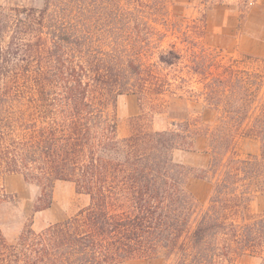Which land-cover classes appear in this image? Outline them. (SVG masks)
<instances>
[{"label":"trees","instance_id":"obj_1","mask_svg":"<svg viewBox=\"0 0 264 264\" xmlns=\"http://www.w3.org/2000/svg\"><path fill=\"white\" fill-rule=\"evenodd\" d=\"M132 1L0 7V205L13 199L8 175L39 190L16 241L0 229V264H218L248 254L264 261V215L248 213L264 197V57L215 64L214 74L203 50L158 51L163 34L140 9L145 1L149 13L164 15L163 0ZM148 51H158L151 65L142 60ZM188 51L186 72L202 85L197 100L216 113L204 134L205 168L175 158L204 132L190 121L117 136V99L162 95L170 83L159 67L182 63ZM238 136L258 141L259 153L235 156ZM190 179L211 185L204 210ZM56 182L72 183L89 204L36 232L33 216L50 208Z\"/></svg>","mask_w":264,"mask_h":264},{"label":"rangeland","instance_id":"obj_2","mask_svg":"<svg viewBox=\"0 0 264 264\" xmlns=\"http://www.w3.org/2000/svg\"><path fill=\"white\" fill-rule=\"evenodd\" d=\"M129 8L132 0H120ZM45 0H0L4 9L27 7L41 9ZM142 3L140 15L163 34L160 49H170L174 45L183 51L205 52L208 64H212L213 73L219 72L213 66L242 67L243 57L259 58L264 50V0H163V14L149 13V5ZM146 13V14H145ZM156 14H159L156 17ZM152 18V19H151ZM159 18L160 23H153ZM148 51L143 62L151 65L156 61L157 53ZM182 63L171 67H159L162 77L170 84L162 95L144 97L139 100L135 94L120 96L116 102L118 119L117 136H128L133 126L141 125L147 130L163 131L172 124L190 121V128L204 131L195 137L191 151L176 152L177 161L195 168H205L208 163V141L204 135L211 130L216 121V113L205 108L197 100V91L202 85L197 78H190L186 72L189 65V51L184 53ZM184 77L186 83L178 78ZM193 90V91H191ZM192 92V93H191ZM235 156L243 158L259 153V142L255 139L238 136L234 146ZM3 186L12 201L0 205V229L9 243L16 241L21 229L27 224L34 201L39 190L27 185L20 175L12 174L3 179ZM188 189L194 197L198 210L208 205L211 185L202 180L190 179ZM89 204V198L77 194L69 182H56L53 188V202L50 208L33 216L32 228L38 232L48 225L61 222L74 216ZM248 213L252 216L264 215V197L257 196L249 203ZM122 264H168L163 260L145 261L131 260ZM218 264H264L262 256H231L228 260H220Z\"/></svg>","mask_w":264,"mask_h":264},{"label":"crops","instance_id":"obj_3","mask_svg":"<svg viewBox=\"0 0 264 264\" xmlns=\"http://www.w3.org/2000/svg\"><path fill=\"white\" fill-rule=\"evenodd\" d=\"M258 56H263L264 57V50L261 51V54H258Z\"/></svg>","mask_w":264,"mask_h":264}]
</instances>
